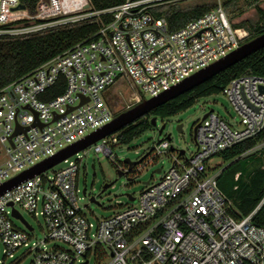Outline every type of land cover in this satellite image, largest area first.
Returning a JSON list of instances; mask_svg holds the SVG:
<instances>
[{
	"label": "built area",
	"instance_id": "obj_1",
	"mask_svg": "<svg viewBox=\"0 0 264 264\" xmlns=\"http://www.w3.org/2000/svg\"><path fill=\"white\" fill-rule=\"evenodd\" d=\"M22 1L0 0V37H24L91 19L100 28L0 90V186L108 125L114 119L108 98L116 84L127 88L130 109L225 58L248 37L245 30L232 27L220 3L169 32L165 19L154 12L189 0H124L101 11H94L89 0H37L34 14ZM20 5L24 9L16 10ZM105 16L110 18L107 23L102 21ZM57 85L62 91L51 97L49 90ZM220 94L239 117V127L209 111L193 127L195 153L189 157L170 140L158 141L147 158L167 157L170 169L146 185L137 199L130 195L133 200L110 217L92 221L84 213L86 206L81 207L86 196L79 188L80 153L89 149L96 156L102 154L131 179L136 169L129 174L114 154L116 133L2 194L4 260H12L11 264L28 258L29 264H264V226L251 222L259 207L246 217L234 218L232 202L217 186L219 172L207 168L216 155L264 128V78L239 77ZM17 127L22 131L16 133ZM262 148L264 142L245 155ZM62 164L66 166L55 170ZM13 210L24 221L21 212L41 219L44 239L33 242V227L25 221L28 230ZM50 242L59 245L48 249Z\"/></svg>",
	"mask_w": 264,
	"mask_h": 264
},
{
	"label": "trees",
	"instance_id": "obj_2",
	"mask_svg": "<svg viewBox=\"0 0 264 264\" xmlns=\"http://www.w3.org/2000/svg\"><path fill=\"white\" fill-rule=\"evenodd\" d=\"M123 1L89 0L94 11L109 9ZM240 1L252 6L258 16L254 26H248V21L232 24L234 29H244L250 32L245 40L249 42L264 33V11L259 8L260 0H226L222 6L226 11V8ZM22 2L30 14L35 13L37 0H23ZM176 5L164 6L154 12L156 17L165 19L169 32L176 31L216 7L215 4H202L187 9H178ZM109 19L108 16L102 17L104 23H107ZM99 28L100 23L91 19L24 37H0V90L31 73L55 56L92 37ZM246 75L264 78V48L117 132L118 145H128L150 130L151 118L156 117L162 121L169 119L188 110L200 99L219 95L232 80ZM61 91L62 88L57 85L49 90V94L55 97ZM263 142L264 128L255 137L242 141L216 155L213 159L218 158L221 161L220 166L208 165L207 167L209 172H219L216 179L217 186L232 202L233 217L241 219L259 207L251 219L252 224L259 227L264 226V148L259 152L246 155L245 153ZM236 175H238L237 179Z\"/></svg>",
	"mask_w": 264,
	"mask_h": 264
},
{
	"label": "rangeland",
	"instance_id": "obj_3",
	"mask_svg": "<svg viewBox=\"0 0 264 264\" xmlns=\"http://www.w3.org/2000/svg\"><path fill=\"white\" fill-rule=\"evenodd\" d=\"M226 0H189L178 3L175 7L178 9H187L194 5L215 4L223 5ZM259 8L264 11V0H260ZM83 8H79L81 10ZM226 13L231 24H239L242 21H248L249 25H255L258 20L255 9L244 1H240L233 6L226 8ZM250 33L248 30H245ZM246 42H243L244 44ZM128 91L121 83L116 84L111 90L108 98L113 118L128 110ZM213 111L215 115L225 120L230 126L237 129L239 127V117L234 112L227 98L221 94L208 98H203L197 101L191 108L181 112L164 121L157 119V129L165 125L163 133L158 136L157 129H150L142 134L140 137L133 140L128 145L116 146L114 154L116 160L123 163L125 159L131 162L138 161L141 157L151 151L154 145L170 136V144L179 150L185 151L186 157L195 153V145L192 140V130L194 125L199 123L202 118L209 112ZM181 125L182 133L176 131V127ZM237 126V127H236ZM239 129V128H238ZM82 157L81 169L79 172V188L83 190L86 188V197L81 200V207L84 209L85 215L92 221L101 220L112 216V214L119 212L128 204L126 195H131L138 198L140 193L145 189L144 183L148 180L156 182L160 177L167 172L171 167V161L167 157H160L156 161H150L147 158L142 165L136 168V173L131 175V181L126 177H118L117 170L113 163L102 154L95 155L92 150L87 149L84 153H80ZM76 157L72 158L74 160ZM221 161L218 158L213 159L210 163L211 167L220 166ZM91 165H94L92 170ZM66 165H59L55 170L61 169ZM159 169L161 173H154ZM94 172V175H93ZM111 185L108 189L101 193L103 185ZM90 197H94L95 203L90 202ZM136 205L137 203H132ZM25 221L33 227V242H40L44 239L43 224L41 219L37 221L24 212H21ZM20 227V225L15 222ZM59 243H49L46 248L50 249ZM2 246L0 245V264H11L12 260H4L2 254ZM19 253L16 254V257ZM30 259H26L22 264H29ZM90 264H93L90 262Z\"/></svg>",
	"mask_w": 264,
	"mask_h": 264
},
{
	"label": "water",
	"instance_id": "obj_4",
	"mask_svg": "<svg viewBox=\"0 0 264 264\" xmlns=\"http://www.w3.org/2000/svg\"><path fill=\"white\" fill-rule=\"evenodd\" d=\"M23 9H24V6L22 5L16 8V10H23ZM262 48H264V33L252 39L251 41L242 44L237 50L233 51L225 58L219 60L218 62L210 65L209 67L192 75L191 77L187 78L186 80L181 82L179 85L173 87L169 91L159 95L158 97L152 98L148 101H144L138 105H135L134 107L116 116L108 125L104 126L101 129H98L97 131L85 137L83 140L79 141L78 143L71 145L70 147L61 151L54 157L45 160L44 162L23 172L16 178L2 184L0 186V196L4 194L6 191H9L14 186L20 184L21 182L53 168L57 164L73 156L74 154L86 149L87 147L95 144L99 140L121 131L125 127L149 115L152 111H154L158 107L164 105L165 103L173 99H176L180 95H183L191 91L195 87L200 86L201 84L214 78L221 72L229 69L230 67L234 66L235 64L239 63L240 61L244 60L245 58H247L251 54H254L255 52H257L258 50ZM204 118H206V115L203 117V119ZM156 122H157L156 117L151 118L150 120L151 129H157ZM164 128H165V125L157 129L158 136L162 135ZM21 131L22 130L19 127L16 128V133H19ZM176 131L179 134L182 133L181 125H178L176 127ZM165 138L167 140H170L169 135H167ZM172 150L173 149H171L170 151ZM150 152L151 151H149L146 155L141 157L136 162H131L130 160L125 159L123 161V164L128 166L129 169L132 168L133 166H138L149 156ZM181 154H183V151H181ZM91 168L92 170H94V165H91ZM116 173L118 177H125V174L120 171H117ZM154 173L159 174L160 170L157 169L154 171ZM93 175H94V172H93ZM127 180L131 181V179H127ZM149 183H150V180L146 181L144 185H148ZM110 186L111 185H108V184L103 185L101 193L104 192L106 189H108ZM82 195L86 196V188H83ZM126 196L128 200L130 201L133 200L130 195H126ZM89 200L91 203L97 204L94 197H90ZM12 214L14 217L21 220L28 230H31L30 226H28V224L22 219V217L16 211L13 210Z\"/></svg>",
	"mask_w": 264,
	"mask_h": 264
},
{
	"label": "flooded vegetation",
	"instance_id": "obj_5",
	"mask_svg": "<svg viewBox=\"0 0 264 264\" xmlns=\"http://www.w3.org/2000/svg\"><path fill=\"white\" fill-rule=\"evenodd\" d=\"M147 159V158H146ZM145 159V160H146ZM129 170V174H132V172L137 168V166H133L132 168H128V166H125Z\"/></svg>",
	"mask_w": 264,
	"mask_h": 264
},
{
	"label": "crops",
	"instance_id": "obj_6",
	"mask_svg": "<svg viewBox=\"0 0 264 264\" xmlns=\"http://www.w3.org/2000/svg\"><path fill=\"white\" fill-rule=\"evenodd\" d=\"M244 30V29H243Z\"/></svg>",
	"mask_w": 264,
	"mask_h": 264
}]
</instances>
